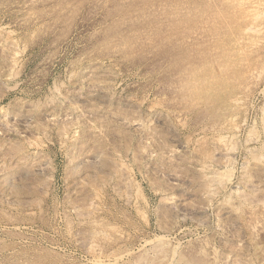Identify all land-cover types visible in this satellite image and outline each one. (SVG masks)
<instances>
[{
  "label": "rangeland",
  "instance_id": "obj_1",
  "mask_svg": "<svg viewBox=\"0 0 264 264\" xmlns=\"http://www.w3.org/2000/svg\"><path fill=\"white\" fill-rule=\"evenodd\" d=\"M263 27L264 0H0V264H264Z\"/></svg>",
  "mask_w": 264,
  "mask_h": 264
},
{
  "label": "bare ground",
  "instance_id": "obj_2",
  "mask_svg": "<svg viewBox=\"0 0 264 264\" xmlns=\"http://www.w3.org/2000/svg\"><path fill=\"white\" fill-rule=\"evenodd\" d=\"M231 1V0H230ZM222 2V1H221ZM228 2V1H227ZM246 2V1H245ZM171 4V3H170ZM186 4H188V3H186ZM162 5V4H161ZM169 5V4H168ZM189 6H190V4H189ZM183 8V7H182ZM190 8V7H189ZM174 9V8H173ZM193 10V9H192ZM196 10V9H195ZM186 12V11H185ZM141 13V12H140ZM161 13V12H160ZM172 13V12H171ZM156 15V14H155ZM180 15V14H179ZM192 15V14H191ZM169 16V15H168ZM190 16V15H189ZM152 17V16H151ZM160 17V16H159ZM187 17V16H186ZM200 18V17H199ZM180 19V18H179ZM195 19V18H194ZM196 20V19H195ZM166 21V20H165ZM176 22V21H175ZM184 22V21H183ZM204 22V21H203ZM191 23V22H190ZM251 24V23H250ZM39 25V24H38ZM140 25H141V23H140ZM254 25V24H253ZM138 26V25H137ZM143 27V26H142ZM148 27V26H147ZM178 27H179V25H178ZM150 28V27H149ZM164 28V27H163ZM177 28V27H176ZM197 28V27H196ZM264 28V27H263ZM129 29V28H128ZM182 29V28H181ZM4 30V29H3ZM137 30V29H136ZM148 30V29H147ZM188 33V32H187ZM191 33V32H190ZM10 34V33H9ZM161 35V34H160ZM159 35V36H160ZM199 35V34H198ZM203 35V34H202ZM168 37V36H167ZM4 38V37H3ZM158 38V37H157ZM170 38V37H169ZM155 41V40H154ZM181 42V41H180ZM198 42V41H197ZM189 44V43H188ZM204 44V43H203ZM146 49V48H145ZM211 49V48H210ZM124 52V51H123ZM18 54V53H17ZM11 55V54H10ZM12 56V55H11ZM13 62H14V60H12ZM182 63V62H181ZM201 63V62H200ZM15 64V63H14ZM179 65H180V63H179ZM181 67V66H180ZM184 68V67H183ZM227 70V69H226ZM182 74V73H181ZM188 76V75H187ZM8 77V76H7ZM100 78V77H99ZM81 80V79H80ZM86 85V84H85ZM76 88V87H75ZM58 89V88H57ZM190 89V88H189ZM192 98V97H191ZM60 101V100H59ZM154 103H156V102H154ZM153 103V104H154ZM110 110V109H109ZM118 111V110H117ZM120 111V110H119ZM102 122V121H101ZM143 122V121H142ZM167 122V121H166ZM117 123V122H116ZM223 124V123H222ZM124 126V125H123ZM115 128V127H114ZM98 129V128H97ZM71 130V129H70ZM105 130V129H104ZM111 130V129H110ZM105 132V131H104ZM119 132V131H118ZM157 136V135H156ZM69 137V136H68ZM106 139V138H105ZM108 140V139H107ZM165 147V146H164ZM163 147V148H164ZM122 152V151H121ZM145 152V151H144ZM225 154V153H224ZM220 155V154H219ZM199 156V155H198ZM15 159V158H14ZM172 159V158H171ZM9 161V160H8ZM14 162V161H13ZM202 162V161H201ZM178 166V165H177ZM202 167V166H201ZM122 169V168H121ZM129 174V173H128ZM169 175V174H168ZM122 176V175H121ZM118 180H119V178H117ZM186 179V178H185ZM184 182V181H183ZM246 182V181H245ZM254 182V181H253ZM259 182V181H258ZM126 184H127V182H126ZM257 184H259V183H257ZM129 185V184H128ZM159 186V185H158ZM114 187V186H113ZM247 187V186H246ZM253 187V186H252ZM125 189H127V188H125ZM164 189V188H163ZM116 190V189H115ZM173 191V190H172ZM128 198V197H127ZM168 199H169V197H168ZM183 199V198H182ZM245 199V198H244ZM254 201V200H253ZM199 208V207H198ZM74 214V213H73ZM81 214V213H80ZM227 226V225H226ZM231 226V225H230ZM229 227V226H228ZM6 237V236H5ZM163 237V236H162ZM113 250V249H112ZM149 250V249H148ZM174 252V251H173ZM125 253H126V251H125ZM175 254V253H174ZM124 255V254H123ZM108 257V256H107ZM114 257V256H113ZM117 257V256H116ZM115 258V257H114ZM122 258V257H121ZM163 258V257H162ZM98 260H99V258H97ZM105 259V258H104ZM111 259V258H110ZM117 259V258H116ZM116 259H114V260H116ZM101 260H103V259H101ZM108 260V259H107ZM170 261V260H169ZM114 262V261H113ZM97 263V262H96ZM169 263V262H168ZM53 264V263H52ZM99 264V263H98Z\"/></svg>",
  "mask_w": 264,
  "mask_h": 264
}]
</instances>
